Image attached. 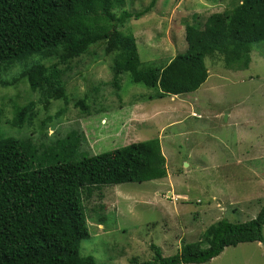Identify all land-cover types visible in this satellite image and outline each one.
Masks as SVG:
<instances>
[{"label":"rangeland","instance_id":"374dc122","mask_svg":"<svg viewBox=\"0 0 264 264\" xmlns=\"http://www.w3.org/2000/svg\"><path fill=\"white\" fill-rule=\"evenodd\" d=\"M125 1L123 9L138 12L151 0ZM239 1L157 0L146 14L128 18L121 31L132 34L143 67L165 64L186 48L185 23ZM114 56L98 43L71 60L63 76L68 102L51 100L47 108L36 102L33 126L19 130L7 122L14 104L36 101L38 95L18 74L32 63L54 59L35 54L0 73L7 83L0 87V132L6 135L51 145L77 130L84 139L71 159L159 139L165 177L100 186L83 195L89 235L80 240V254L93 256L97 264H142L154 256L150 244L169 256L220 218H254L264 204V42L252 45L246 68H227L222 54L207 57V76L198 88L162 97L132 83L127 73L116 89ZM84 96L90 100L89 115L74 105ZM57 113L58 119H49ZM54 152L57 160H65ZM246 157L251 160L245 162ZM262 234L263 241L226 246L199 264H264V225ZM131 258L138 261L130 263Z\"/></svg>","mask_w":264,"mask_h":264},{"label":"trees","instance_id":"16d2710c","mask_svg":"<svg viewBox=\"0 0 264 264\" xmlns=\"http://www.w3.org/2000/svg\"><path fill=\"white\" fill-rule=\"evenodd\" d=\"M156 1L130 12L123 9L125 0H0V73L35 54L54 59L47 65L32 63L19 72L18 78L38 97L14 104L7 121L11 127H32L36 102L45 108L51 100L68 102L64 73L70 61L92 44L104 43L105 52H115L112 82L116 89L121 74L127 73L132 83L153 88L155 97H162L198 88L207 76V57L222 54L227 68H246L252 45L264 42V0H240L231 9L185 23V50L165 64L143 67L132 34L121 28L128 18L150 11ZM6 84L0 81V87ZM88 101L84 96L74 102L83 115L91 113ZM59 113L48 118L58 119ZM83 139L81 132L71 130L51 145H42L30 137L0 132V264H97L93 256L79 251L80 240L89 235L83 195L100 186L166 175L158 138L71 159ZM54 150L65 160H57ZM263 225L264 204L245 222L218 219L172 255L163 256L150 244L154 256L142 264L204 263L226 246L263 241ZM131 259L130 263L138 261Z\"/></svg>","mask_w":264,"mask_h":264},{"label":"crops","instance_id":"0c3cea01","mask_svg":"<svg viewBox=\"0 0 264 264\" xmlns=\"http://www.w3.org/2000/svg\"><path fill=\"white\" fill-rule=\"evenodd\" d=\"M244 160H245V162H248L251 160V157H246V158H244Z\"/></svg>","mask_w":264,"mask_h":264}]
</instances>
